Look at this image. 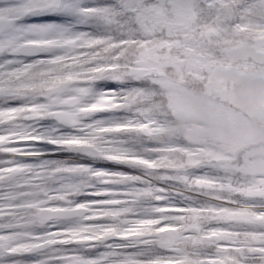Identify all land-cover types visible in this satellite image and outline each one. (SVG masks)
<instances>
[{"label": "snow or ice", "instance_id": "snow-or-ice-1", "mask_svg": "<svg viewBox=\"0 0 264 264\" xmlns=\"http://www.w3.org/2000/svg\"><path fill=\"white\" fill-rule=\"evenodd\" d=\"M249 26L264 0H0V264H264V142L176 127L197 89L241 113L213 77L264 72Z\"/></svg>", "mask_w": 264, "mask_h": 264}, {"label": "rangeland", "instance_id": "rangeland-1", "mask_svg": "<svg viewBox=\"0 0 264 264\" xmlns=\"http://www.w3.org/2000/svg\"><path fill=\"white\" fill-rule=\"evenodd\" d=\"M241 31L248 38L240 42L239 49L256 50L257 43L264 40V30L257 27L249 26ZM213 79L236 82L231 96L233 102L242 109L241 113L234 118L231 109L225 108L210 90L197 89L190 97L192 109L177 113L176 127L200 135L220 133L228 143L245 136L250 137L253 144L264 142V114H245L258 103H264V96L260 95L264 72L242 68L240 65H222L216 70Z\"/></svg>", "mask_w": 264, "mask_h": 264}]
</instances>
